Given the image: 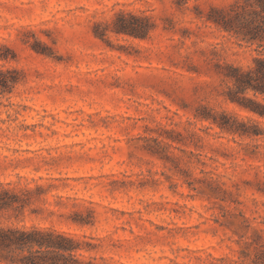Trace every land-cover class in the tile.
Returning a JSON list of instances; mask_svg holds the SVG:
<instances>
[{
    "label": "rangeland",
    "instance_id": "374dc122",
    "mask_svg": "<svg viewBox=\"0 0 264 264\" xmlns=\"http://www.w3.org/2000/svg\"><path fill=\"white\" fill-rule=\"evenodd\" d=\"M236 1L0 0V71L19 80L0 87V188L32 191L0 226L70 234L97 264H264V136L195 117L264 129L220 73L264 46L206 19ZM121 12L153 29L95 35Z\"/></svg>",
    "mask_w": 264,
    "mask_h": 264
},
{
    "label": "trees",
    "instance_id": "16d2710c",
    "mask_svg": "<svg viewBox=\"0 0 264 264\" xmlns=\"http://www.w3.org/2000/svg\"><path fill=\"white\" fill-rule=\"evenodd\" d=\"M206 19L241 40L264 46V0L236 1L225 9L213 7ZM139 21L143 23L140 24ZM152 29L153 24L148 18L121 12L115 16L110 27L107 25L104 30L97 34L95 32V35L104 37L110 31L117 35L143 38ZM12 73L18 74L15 70ZM220 73L227 84L224 99L239 109L264 119V53L256 56L252 64L245 68L224 64ZM18 82L17 78L8 79L0 71V87ZM195 117L209 121L231 137L264 136V129L258 122L239 119L225 111L204 109V112L197 113ZM31 193L30 190L17 192L1 187L0 212L24 208ZM93 248L88 242L52 228L0 226V264H97L92 259L81 256L82 251Z\"/></svg>",
    "mask_w": 264,
    "mask_h": 264
}]
</instances>
